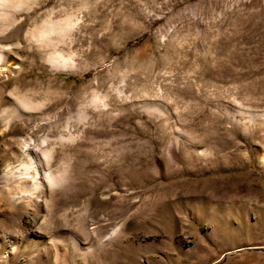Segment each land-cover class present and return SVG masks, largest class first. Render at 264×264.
<instances>
[{"label":"rangeland","instance_id":"1","mask_svg":"<svg viewBox=\"0 0 264 264\" xmlns=\"http://www.w3.org/2000/svg\"><path fill=\"white\" fill-rule=\"evenodd\" d=\"M18 1L3 35L34 54L24 32L70 16L57 47L76 59L0 68V114L15 87L42 102L38 118L0 120V264H264V0ZM81 108L52 163L67 156V184L48 205L11 199L22 138Z\"/></svg>","mask_w":264,"mask_h":264},{"label":"bare ground","instance_id":"2","mask_svg":"<svg viewBox=\"0 0 264 264\" xmlns=\"http://www.w3.org/2000/svg\"><path fill=\"white\" fill-rule=\"evenodd\" d=\"M18 5V0H0V68L6 69V67L8 68L12 65L16 71L21 69L24 58L26 59L24 56L28 54L24 55L20 52L21 40L19 31L7 33L6 35H3V31L15 23V21L9 22L5 19V10L8 6L15 7ZM54 20L53 17L51 18V14H48L39 24H33L24 32V40L34 50V54H29L27 58L29 57L34 61V55H36L48 63L50 67L73 70L75 68V54L72 52L64 53V50L61 51L57 46L58 42L63 40V35L74 25L75 19L70 16L65 17L63 23L60 21V23H56ZM52 36H56V38H52ZM28 94L33 95L32 92H28L27 90L21 91L16 87L9 91L11 109L3 108L0 120L6 119V125H8L11 120L7 116L9 113L11 114L10 116L18 118H38L37 113L42 106V102L31 101V96ZM102 98L94 94L91 101L95 104L105 105ZM85 118L84 109L81 108L74 123L70 119H67L63 125L57 126L55 116H44L43 120L33 124L29 133L30 136L22 138L18 155H14L18 160L17 165L10 166L11 169H8L5 173V182L6 186L8 185V194L11 199L19 202L22 201L23 206L31 207L35 200H32V197L37 195L43 197L42 200L46 205L49 204L48 197L52 195L51 190H53V187H62L67 184V182L66 184L64 183L67 180L69 169L68 158L64 153L62 154L63 157H61L62 168L55 170L52 167L55 151L58 146L61 148V151H64V148L68 144L78 138L76 131L79 132V130L77 128L83 124ZM54 126L56 129L53 128ZM11 128L13 129L10 132H17L14 126ZM35 130L37 133H41L40 138L38 137L39 135L34 137ZM46 189L48 192L44 195ZM116 229L112 230L111 235L116 232ZM54 247L55 257L58 258L60 254L58 245L55 244ZM73 249L76 252L82 251L78 241L73 242Z\"/></svg>","mask_w":264,"mask_h":264}]
</instances>
